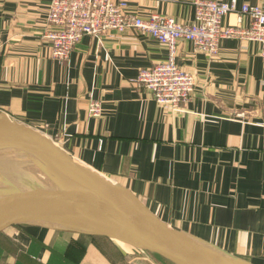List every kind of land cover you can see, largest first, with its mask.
<instances>
[{"label": "crops", "instance_id": "crops-1", "mask_svg": "<svg viewBox=\"0 0 264 264\" xmlns=\"http://www.w3.org/2000/svg\"><path fill=\"white\" fill-rule=\"evenodd\" d=\"M195 0H129L146 17L193 19ZM229 3L231 0H222ZM49 0H0V113L48 136L80 164L133 193L170 228L264 264V60L223 39L214 60L188 41L177 63L195 75L178 111L134 85L165 46L134 31L83 36L66 62L42 40ZM258 5L264 0H235ZM223 25H246L235 14ZM102 103L91 118L89 99ZM135 252L87 236L21 226L0 236V264H129Z\"/></svg>", "mask_w": 264, "mask_h": 264}, {"label": "water", "instance_id": "water-1", "mask_svg": "<svg viewBox=\"0 0 264 264\" xmlns=\"http://www.w3.org/2000/svg\"><path fill=\"white\" fill-rule=\"evenodd\" d=\"M21 226L106 240L170 264H253L170 228L128 189L0 113V236Z\"/></svg>", "mask_w": 264, "mask_h": 264}, {"label": "built area", "instance_id": "built-area-1", "mask_svg": "<svg viewBox=\"0 0 264 264\" xmlns=\"http://www.w3.org/2000/svg\"><path fill=\"white\" fill-rule=\"evenodd\" d=\"M193 19L180 23L162 14L146 17L130 10L129 0H49L42 40L49 47L50 56L64 62L83 36L100 40L110 33L134 31L147 35L165 46V60L138 71L132 80L144 88L154 102L163 109L178 111L190 99L196 83L195 75L177 63V43L188 41L194 49L214 60L223 39H238L259 45L264 60V10L258 5L242 4L235 0H195ZM236 15L246 25H223V18ZM90 117H100L102 105L90 98L87 108Z\"/></svg>", "mask_w": 264, "mask_h": 264}, {"label": "rangeland", "instance_id": "rangeland-1", "mask_svg": "<svg viewBox=\"0 0 264 264\" xmlns=\"http://www.w3.org/2000/svg\"><path fill=\"white\" fill-rule=\"evenodd\" d=\"M64 62H66V61H64ZM101 105H102V103H101ZM91 118H99V117H91ZM129 264H160V263L158 261H156L154 258L150 257L149 255H146V254H143V253H136L133 256V259L130 261Z\"/></svg>", "mask_w": 264, "mask_h": 264}, {"label": "trees", "instance_id": "trees-1", "mask_svg": "<svg viewBox=\"0 0 264 264\" xmlns=\"http://www.w3.org/2000/svg\"><path fill=\"white\" fill-rule=\"evenodd\" d=\"M130 251L132 252H135V253H143V254H146V255H149L150 257L154 258L156 261H158L160 264H170L169 262L165 261L164 259L160 258L159 256L157 255H154V254H150V253H147V252H139L137 250H133V249H129Z\"/></svg>", "mask_w": 264, "mask_h": 264}, {"label": "bare ground", "instance_id": "bare-ground-1", "mask_svg": "<svg viewBox=\"0 0 264 264\" xmlns=\"http://www.w3.org/2000/svg\"><path fill=\"white\" fill-rule=\"evenodd\" d=\"M32 170V172H34L37 176H38V178H42V175H41V173H39L37 170H35V169H31Z\"/></svg>", "mask_w": 264, "mask_h": 264}]
</instances>
